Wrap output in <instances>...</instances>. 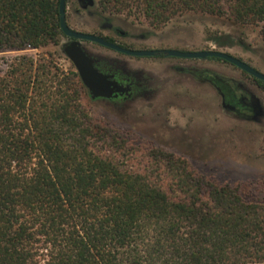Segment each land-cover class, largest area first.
<instances>
[{
    "label": "trees",
    "instance_id": "trees-1",
    "mask_svg": "<svg viewBox=\"0 0 264 264\" xmlns=\"http://www.w3.org/2000/svg\"><path fill=\"white\" fill-rule=\"evenodd\" d=\"M59 0H0V52L57 46ZM153 29L197 13L261 25L264 0H98ZM158 56H165L159 54ZM0 69V264H264V178L248 195L93 117L73 66L26 53ZM227 109L252 97L207 71ZM264 89V82L252 77ZM118 101V100H109Z\"/></svg>",
    "mask_w": 264,
    "mask_h": 264
},
{
    "label": "rangeland",
    "instance_id": "rangeland-1",
    "mask_svg": "<svg viewBox=\"0 0 264 264\" xmlns=\"http://www.w3.org/2000/svg\"><path fill=\"white\" fill-rule=\"evenodd\" d=\"M90 1L82 7L79 0H66L65 20L71 29L110 38L130 49L221 51L264 74L261 25L240 26L214 16L186 13L153 29L139 13L110 14L99 8L98 0ZM66 43L62 37L57 46L0 52V69L5 60L26 53L34 57L50 54L67 70L72 64L62 52ZM82 46L90 54L118 61L137 85L136 96L125 100H92L85 94L82 104L90 115L184 157L206 175L240 185L241 192L252 198L251 185L264 178V89L248 74L213 58L132 57L92 42ZM197 71L235 82L252 97V118L241 119L223 107L217 91L194 77Z\"/></svg>",
    "mask_w": 264,
    "mask_h": 264
},
{
    "label": "water",
    "instance_id": "water-1",
    "mask_svg": "<svg viewBox=\"0 0 264 264\" xmlns=\"http://www.w3.org/2000/svg\"><path fill=\"white\" fill-rule=\"evenodd\" d=\"M91 3V1L89 2ZM59 27L65 38L69 41L63 45L62 52L65 58L72 64L77 72L79 79L87 90L90 99L111 100L124 93L129 92V85L119 84L111 74L101 72L95 65L94 60L89 53L83 48V42H92L105 48L120 52L132 57H151L163 54L165 56L187 58V59H206L217 58L237 67L251 77L264 82V74L249 66L240 59L216 50L202 51H179L173 49L164 50H133L123 48L114 43L105 40L103 37L74 31L69 28L65 20V0H59Z\"/></svg>",
    "mask_w": 264,
    "mask_h": 264
},
{
    "label": "flooded vegetation",
    "instance_id": "flooded-vegetation-1",
    "mask_svg": "<svg viewBox=\"0 0 264 264\" xmlns=\"http://www.w3.org/2000/svg\"><path fill=\"white\" fill-rule=\"evenodd\" d=\"M82 4V7H85L86 4H90V0H79ZM65 3H66V0H65ZM67 24V23H66ZM68 26V25H67ZM69 27V26H68ZM70 28V27H69ZM73 30V29H72ZM76 31V30H74ZM80 32V31H79ZM82 33H85V32H82ZM65 38V37H63ZM105 40L111 42V43H114L115 45H118L120 47H123V48H127L126 46L124 45H121L119 44L118 42H116L115 40H112L110 38H107V37H103ZM67 40V42L69 41L68 38H65ZM130 49V48H128ZM111 50V49H110ZM133 50H145V49H133ZM164 50V49H163ZM173 50H176V49H173ZM114 51V50H112ZM179 51H185V50H179ZM115 53H118L120 55H125V54H122L120 52H117V51H114ZM89 55L91 56V58H93L94 60V65L103 73H106V74H111L113 75V78L121 85H124V86H127L129 85V92L128 94L127 93H124L122 96H118L117 98L115 99H111V100H125V99H130V98H133L135 95V92L137 90V85L135 83V80L134 78L132 77V75H129L123 68V65L119 64L118 61H116L115 59L113 60H109V59H106V58H103V57H100V56H95L93 54H90ZM127 56V55H126ZM233 56V55H232ZM153 57V56H151ZM155 57H162V56H155ZM171 57V56H170ZM235 57V56H234ZM178 58V57H176ZM237 58V57H236ZM184 59H187V58H184ZM207 59V58H206ZM213 59H217V58H213ZM239 59V58H238ZM217 60H220V59H217ZM241 60V59H240ZM223 61V60H221ZM242 61V60H241ZM225 62V61H224ZM244 62V61H243ZM227 63V62H226ZM230 64V63H229ZM247 64V63H246ZM250 66V65H249ZM258 71V70H257ZM247 74V73H246ZM250 76V75H249ZM251 77V76H250ZM252 78V77H251ZM207 83V82H205ZM209 84V83H207ZM210 87H213L211 84H209ZM96 100H102V99H96ZM223 105V103H222ZM224 107V105H223Z\"/></svg>",
    "mask_w": 264,
    "mask_h": 264
}]
</instances>
